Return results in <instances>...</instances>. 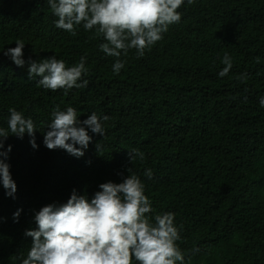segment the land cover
<instances>
[{
	"label": "trees",
	"instance_id": "obj_1",
	"mask_svg": "<svg viewBox=\"0 0 264 264\" xmlns=\"http://www.w3.org/2000/svg\"><path fill=\"white\" fill-rule=\"evenodd\" d=\"M178 11L180 23L143 57L122 56L125 67L115 75V58L99 50L102 38L90 39L82 27L76 36L57 29L47 0H0V127L15 108L32 118L39 145L34 150L27 134L5 141L17 192L6 197L0 186V264H19L27 254L34 211L66 202L73 189L91 198L128 168L145 184L153 217L175 214L186 264H264V0H185ZM17 39L26 61L55 54L72 66L87 54V88L65 95L37 87L27 64L3 55ZM226 53L232 68L220 77ZM57 105L75 108L81 121L93 112L109 117L104 137L89 131L81 158L43 145ZM132 149L144 159L130 163ZM149 168L152 179L143 174Z\"/></svg>",
	"mask_w": 264,
	"mask_h": 264
},
{
	"label": "clouds",
	"instance_id": "obj_2",
	"mask_svg": "<svg viewBox=\"0 0 264 264\" xmlns=\"http://www.w3.org/2000/svg\"><path fill=\"white\" fill-rule=\"evenodd\" d=\"M193 3L194 0H187V5ZM47 4L57 17V29L76 36L77 29L82 27L92 33L90 39L102 38L99 50L115 58L112 71L119 75L126 63L122 56L127 57L134 50L137 58L143 57L163 39L170 26L180 23L178 10L185 0H47ZM15 45L4 50L3 55L17 67L27 64L28 79L39 77L37 87L52 92L63 90L65 95L73 88H87L88 81L82 79L89 72L87 54L72 66L55 54L39 60L29 56L26 61L23 40L17 39ZM222 63L225 67L218 73L220 77L232 68L227 53ZM237 79L244 82L248 76L244 73ZM259 103L264 108V97ZM8 112L7 128L0 127V186L6 197L16 199L17 184L7 163L12 145L5 148V141L10 135L23 139L27 134L34 150L39 145L32 118H25L15 108L10 107ZM108 119L107 115L98 117L93 112L81 121L75 108L60 110L57 105L51 112L48 130L43 133V145L50 151L63 150L81 158L93 140L89 131L104 137L102 120ZM95 150H102L98 142ZM127 155L130 163L144 159V153L138 149ZM126 171V176L118 173L122 177L118 183H100L91 198L73 189L66 202L49 203L34 211L35 227L24 232L32 238L31 244L27 254L18 257L19 264H186L185 253L177 244L182 238L175 214L164 212L153 217L145 184L131 168ZM143 174L153 178L150 168ZM21 211L13 213L14 222H18ZM3 219L0 217V222Z\"/></svg>",
	"mask_w": 264,
	"mask_h": 264
}]
</instances>
